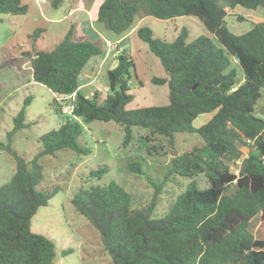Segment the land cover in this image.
Returning <instances> with one entry per match:
<instances>
[{
    "label": "trees",
    "instance_id": "trees-1",
    "mask_svg": "<svg viewBox=\"0 0 264 264\" xmlns=\"http://www.w3.org/2000/svg\"><path fill=\"white\" fill-rule=\"evenodd\" d=\"M49 1L59 8L65 0ZM239 5L256 10L264 8V0H100L96 21L118 39L145 16L168 20L195 15L205 26L207 34L189 41L183 29L170 42L155 37L149 26L136 28L169 74L153 78L155 83H169L170 103L164 106L126 108L133 99L129 80L135 61L123 53L108 71L111 91L85 95L79 76L87 62L104 51L96 41L66 36L54 49L32 53L35 82L57 96L74 95L72 114L86 123L121 125L125 145L133 138V127L149 129L146 139L159 134L173 143L180 133L202 139L191 150L173 155L163 179L152 182L155 193L145 206H134L131 192L116 181L76 191L73 204L99 230L109 264H264V239L250 230L254 218L264 220V116L258 114L264 95V19L235 33L227 17ZM27 11L22 0H0V14ZM58 109L64 113L61 103ZM202 114L211 117L195 126ZM24 121L25 108L10 133L25 127ZM83 130L68 117L41 136L43 146L30 162L10 145L0 144L16 160L11 179L0 186V264H57L54 241L31 229L34 215L56 192L38 188L44 179L40 159L65 148L90 153L79 143ZM152 149L157 146H148ZM129 167L144 173L139 161ZM107 171L102 167L91 175L101 178ZM200 174L207 178L205 187L196 180ZM180 177L190 179L187 186L163 215H155L159 194Z\"/></svg>",
    "mask_w": 264,
    "mask_h": 264
},
{
    "label": "rangeland",
    "instance_id": "rangeland-1",
    "mask_svg": "<svg viewBox=\"0 0 264 264\" xmlns=\"http://www.w3.org/2000/svg\"><path fill=\"white\" fill-rule=\"evenodd\" d=\"M22 1L28 5L27 13L0 14V144L10 145L21 157L30 162L43 146L41 140L43 134L60 127L68 117L82 124L84 130L79 143L82 147L90 149V153H79L71 148H65L40 159L44 179L38 188L48 192L56 189V192L49 203L40 207L34 215L31 229L54 241L57 264H109L111 257L104 249L99 230L73 204L76 191L81 187L89 188L116 181L131 192L134 206H145L150 203L155 193L152 182L158 183L163 179L173 155L191 150L193 146L201 143L202 139L197 134L190 133L177 134L173 143L169 138L159 134L146 139V136L151 134L149 129L133 127V138L125 145V130L115 121L94 120L86 123L71 112H60L58 104L61 103L64 109L73 102L74 95L57 96L44 84L35 82L31 61L34 50L54 49L59 40L66 36L71 41L85 39L96 41L104 48L103 53L109 49L105 62L96 70L95 82L86 84L84 79L88 75L85 71L82 73V92L85 95L92 96L98 88L101 92L111 91L108 70L117 65L120 53L129 55L135 61V68L131 70L129 80L131 88L129 92L133 99L127 105V109L168 105L169 83H155L153 78H169V74L161 59L137 33L120 43V49L117 50L116 44L108 45L107 39L115 43L119 40L118 37L102 23L92 21V28L98 32L96 34L93 29L84 30L86 33L81 32V23L90 19L87 18L89 15L82 13L81 10L76 11L79 13L70 19L63 18L60 23H52L48 21L51 14L40 2L39 4L37 0ZM72 1L76 5L79 0H66L65 4L68 6ZM98 2L99 0H90V4H93L91 16L94 19L97 15ZM48 4L51 10H55L50 3ZM66 5H63V9L62 6L56 9V12L64 15ZM230 14L227 17L228 27L241 34L251 28L253 20L264 19V8L253 10L239 5L230 10ZM238 15L243 16L244 20L239 21ZM142 25L151 27L155 37L169 42L175 40L183 29L188 31L189 41L208 33L195 15H184L168 20L145 16L140 26ZM233 64L238 65L236 59H233ZM243 76L242 72L240 74L242 81ZM23 108L25 127L11 134L15 127V117ZM258 114L264 116V95L258 104ZM210 117L211 114H202L194 121V125L200 126ZM3 145H0V186L11 179L16 168L14 156ZM154 145L157 146V150L152 149L150 152L148 146ZM245 153L248 154V148H245ZM135 161L141 162L144 173L140 174L130 169L129 164ZM102 167H106L108 171L101 178L91 175L92 171ZM234 167L233 170L238 172ZM196 180L201 187L208 184L203 174L198 175ZM189 181V178L180 177L174 183H168L159 194L155 215H163ZM250 230L258 238L264 239V220L262 221L260 216L254 218Z\"/></svg>",
    "mask_w": 264,
    "mask_h": 264
},
{
    "label": "crops",
    "instance_id": "crops-1",
    "mask_svg": "<svg viewBox=\"0 0 264 264\" xmlns=\"http://www.w3.org/2000/svg\"><path fill=\"white\" fill-rule=\"evenodd\" d=\"M38 1V3L40 2L42 5H43V7L47 10V12H49L51 15H50V17H48V21H51L52 23H54V22H62V21H60L61 19H70V18H72L75 14L77 15L78 13H76V11H78V10H81L82 11V13H86L87 15H89L87 18H89L90 17V19H88V20H86V21H83L82 23H81V26H82V29H81V32L82 33H86V31H91V29H93L92 27H93V24H92V21H95L96 20V18L94 19L92 16H91V14H92V3L90 4V0H79L78 1V3L76 4V5H74V2L72 1L71 2V4H69L68 6L65 4L66 2V0L64 1V3L61 5L62 7V9H63V5H66L65 6V8H64V15H61V12H56V9H59V8H54L55 10H51L50 8H49V4L48 3H50L48 0H37ZM23 2V1H22ZM39 3V4H40ZM76 3V2H75ZM99 4H100V0H99V2H98ZM44 4H46V5H44ZM51 4V3H50ZM80 4H81V6H80ZM99 4H98V6H99ZM41 5V6H42ZM49 5V6H48ZM51 7V6H50ZM98 8V7H97ZM84 9V10H83ZM89 9V10H88ZM82 13H80V14H82ZM75 15V16H76ZM97 16V15H96ZM93 19V20H92ZM144 20V17L143 18H141L140 19V21H139V23H138V25H137V27L138 26H140L141 25V22ZM85 22H87V24L85 25ZM88 22H90V23H88ZM137 27H135V28H133L128 34H126L125 36H123L122 38H120L119 40H116V42L115 43H113L112 41H110V40H108L107 39V42H108V45H113V44H116V46H117V50H119L120 49V43H122L123 41H125L126 39H128L131 35H134L135 33H137ZM84 30H86V31H84ZM93 32H95V30L93 29ZM96 33H98V32H95L94 34H96ZM137 35H138V33H137ZM99 37H100V34L98 35ZM97 36V37H98ZM60 41V40H59ZM108 50L109 49H107V51H106V53L104 52V53H102V54H99V55H95V56H93L88 62H87V64L85 65V67H84V69L82 70V72H81V74H80V76H79V89L81 90V91H83V85H82V79H81V77L83 76V72L85 71V74H87L88 76H86V79H84L85 80V82H86V84H90V83H92V82H95L96 81V79L95 78H97V74H96V70L100 67V66H102V64L105 62V58H106V56H108ZM117 53H118V51H117ZM116 66V64L114 65V67ZM113 68V67H112ZM109 69H111V68H109ZM109 71V70H108ZM84 80H83V82H84ZM98 90H100L101 91V89H99L98 88ZM88 96V95H87Z\"/></svg>",
    "mask_w": 264,
    "mask_h": 264
},
{
    "label": "built area",
    "instance_id": "built-area-1",
    "mask_svg": "<svg viewBox=\"0 0 264 264\" xmlns=\"http://www.w3.org/2000/svg\"><path fill=\"white\" fill-rule=\"evenodd\" d=\"M73 109H74V104L71 103L69 106H65L63 110L66 111V112L68 111V112L72 113Z\"/></svg>",
    "mask_w": 264,
    "mask_h": 264
}]
</instances>
